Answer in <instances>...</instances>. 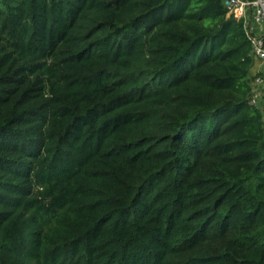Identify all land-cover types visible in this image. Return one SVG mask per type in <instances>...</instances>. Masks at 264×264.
Wrapping results in <instances>:
<instances>
[{
  "label": "trees",
  "instance_id": "trees-1",
  "mask_svg": "<svg viewBox=\"0 0 264 264\" xmlns=\"http://www.w3.org/2000/svg\"><path fill=\"white\" fill-rule=\"evenodd\" d=\"M254 61L226 0H0V264H264Z\"/></svg>",
  "mask_w": 264,
  "mask_h": 264
},
{
  "label": "built area",
  "instance_id": "built-area-1",
  "mask_svg": "<svg viewBox=\"0 0 264 264\" xmlns=\"http://www.w3.org/2000/svg\"><path fill=\"white\" fill-rule=\"evenodd\" d=\"M228 13L236 19H241L244 28L251 40L252 55L258 60L261 65V70L264 72V39L262 33H256L252 28L251 23L262 24L264 26V0H226ZM261 84L263 79L256 77L253 81ZM254 88V87H253ZM252 102H256L261 96L263 88H254Z\"/></svg>",
  "mask_w": 264,
  "mask_h": 264
},
{
  "label": "crops",
  "instance_id": "crops-1",
  "mask_svg": "<svg viewBox=\"0 0 264 264\" xmlns=\"http://www.w3.org/2000/svg\"><path fill=\"white\" fill-rule=\"evenodd\" d=\"M251 26L253 29H255L256 33H263L264 32V26L262 24H255L252 22ZM251 73L253 75H256L255 78L259 77V78L263 79V82L261 84H257L255 82H253L255 80V78L252 81V83H253L254 88H263L262 93L264 94V72L261 70L260 62L256 59H255L254 64L251 68Z\"/></svg>",
  "mask_w": 264,
  "mask_h": 264
}]
</instances>
